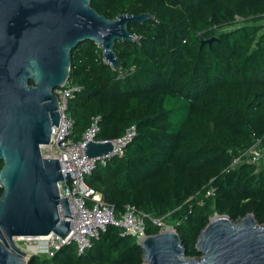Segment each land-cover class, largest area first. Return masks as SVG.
<instances>
[{
    "label": "trees",
    "instance_id": "16d2710c",
    "mask_svg": "<svg viewBox=\"0 0 264 264\" xmlns=\"http://www.w3.org/2000/svg\"><path fill=\"white\" fill-rule=\"evenodd\" d=\"M106 19L148 13L129 23L132 42L116 41L118 71L92 42L71 51L69 138L80 140L98 118V140L133 127L122 156L85 176L116 213L130 205L162 218L187 257L214 215L235 221L252 214L264 224V0H91ZM216 38L210 45L206 42ZM32 84V82H29ZM2 162L0 161V169ZM214 190L213 196L206 192ZM2 189L0 188V195ZM159 229L146 221L145 234ZM134 237L108 226L81 254L74 244L27 264H142Z\"/></svg>",
    "mask_w": 264,
    "mask_h": 264
},
{
    "label": "water",
    "instance_id": "95a60500",
    "mask_svg": "<svg viewBox=\"0 0 264 264\" xmlns=\"http://www.w3.org/2000/svg\"><path fill=\"white\" fill-rule=\"evenodd\" d=\"M90 2L0 0V264L28 263L16 238L69 234V206L67 198L60 199L57 183L71 180L70 173L63 177L58 161L43 158L40 147L49 143L59 122L53 91L68 79L71 51L92 42L104 63L118 71L115 42L133 41L129 23L153 19L148 13L106 19ZM111 149L110 142H89L85 155L102 157ZM137 244L142 264H264V224L252 214L235 221L212 216L195 241L199 257H187L172 230L146 235Z\"/></svg>",
    "mask_w": 264,
    "mask_h": 264
},
{
    "label": "built area",
    "instance_id": "2783aa9c",
    "mask_svg": "<svg viewBox=\"0 0 264 264\" xmlns=\"http://www.w3.org/2000/svg\"><path fill=\"white\" fill-rule=\"evenodd\" d=\"M77 90L67 79L62 87L53 91L59 103V122L56 127L51 129L49 143L40 147V154L43 158L58 161L63 177H65V173H70L71 180L63 179L57 183L60 199L67 198L69 206L71 218L66 219L69 221V234L64 239L54 234L46 237L16 238L26 241L28 244L25 246L26 248L33 247L37 241L46 243L45 249L39 253L32 251L29 256L41 254L51 256L60 247L71 244H74L76 252L81 254L90 246L92 240L97 239L108 226L119 228L121 235L134 237L136 242H140L146 236V221L157 227L159 231H174L173 228H170L171 226L165 224L162 218L150 217L130 205H126L122 212L116 213L114 207L102 199L101 194L85 184V176L90 175L97 166L105 167L109 159L123 155L135 130L131 127L120 138L114 140H98L96 138L99 131L98 118H94L83 132L80 140L73 142L69 138L72 121L67 114V103ZM89 142H110L112 149L106 156L88 158L85 155V148ZM262 151L264 152V148L261 149L258 144H255L235 159L233 164H237L242 156L248 157V162L255 163L260 158ZM213 195V189L206 192V196ZM58 214L62 218L63 213L60 205H58Z\"/></svg>",
    "mask_w": 264,
    "mask_h": 264
},
{
    "label": "rangeland",
    "instance_id": "374dc122",
    "mask_svg": "<svg viewBox=\"0 0 264 264\" xmlns=\"http://www.w3.org/2000/svg\"><path fill=\"white\" fill-rule=\"evenodd\" d=\"M262 24L264 25V22ZM170 228H172V227H170ZM13 241L19 249H22V251L26 253V258H25L26 260H29V258H30L29 255H30V253H32V251L34 253L35 252L39 253L43 249H45V246H46V243L44 241H37V242H35V244H33V247L28 246L29 248H26L25 246L28 245L26 241L24 242L23 240H20V239H14Z\"/></svg>",
    "mask_w": 264,
    "mask_h": 264
}]
</instances>
